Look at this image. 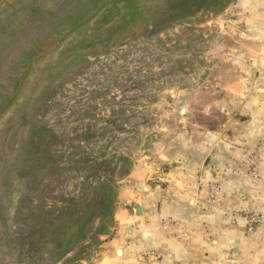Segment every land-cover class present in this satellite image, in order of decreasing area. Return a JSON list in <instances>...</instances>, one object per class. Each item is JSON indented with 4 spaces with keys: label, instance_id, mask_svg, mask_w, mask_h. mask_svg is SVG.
<instances>
[{
    "label": "crops",
    "instance_id": "0c3cea01",
    "mask_svg": "<svg viewBox=\"0 0 264 264\" xmlns=\"http://www.w3.org/2000/svg\"><path fill=\"white\" fill-rule=\"evenodd\" d=\"M212 21L209 69L221 72L226 120L130 167L83 264H264V0H233ZM246 211L261 218L251 231L237 215Z\"/></svg>",
    "mask_w": 264,
    "mask_h": 264
},
{
    "label": "trees",
    "instance_id": "16d2710c",
    "mask_svg": "<svg viewBox=\"0 0 264 264\" xmlns=\"http://www.w3.org/2000/svg\"><path fill=\"white\" fill-rule=\"evenodd\" d=\"M44 1L16 0L23 20L45 21L50 29L19 51L5 77L0 63V264H79L108 232L118 181L131 167L127 155L95 156L91 177L77 182L75 195L49 197L66 169L53 153L63 140L37 119L35 107L55 87L57 67L65 63L59 75L66 79L89 54L106 53L142 25H171L211 5L222 10L233 0H161L150 14L149 0H59L51 12ZM3 20L0 57L16 39ZM60 47L62 59L43 61Z\"/></svg>",
    "mask_w": 264,
    "mask_h": 264
},
{
    "label": "rangeland",
    "instance_id": "374dc122",
    "mask_svg": "<svg viewBox=\"0 0 264 264\" xmlns=\"http://www.w3.org/2000/svg\"><path fill=\"white\" fill-rule=\"evenodd\" d=\"M54 1L59 0H45V10L51 12ZM17 2L0 0V19L5 17L2 22L16 30V39L0 57L4 77L17 63L19 51L50 29L45 21L23 20ZM160 2L147 1L148 13ZM219 7L211 5L171 25H142L106 53L89 54L66 79L59 75L65 63L57 67L55 87L35 107L37 119L63 140L53 153L61 155L58 162L66 169L53 182L49 197L75 195L77 182L91 177L95 156L127 155L132 169L135 163L142 166L160 156L163 148H174L196 126L218 127L226 120V98L220 78L213 76V71L218 76L221 72L218 67L209 69L215 39L207 29L223 11ZM60 50L49 52L43 61L62 59ZM181 107L184 111L179 113ZM3 124L2 120L0 128ZM113 214L114 210L108 230ZM98 245L87 250L79 264L89 260Z\"/></svg>",
    "mask_w": 264,
    "mask_h": 264
},
{
    "label": "built area",
    "instance_id": "2783aa9c",
    "mask_svg": "<svg viewBox=\"0 0 264 264\" xmlns=\"http://www.w3.org/2000/svg\"><path fill=\"white\" fill-rule=\"evenodd\" d=\"M213 194L216 195L217 190L214 186H210L209 196L211 199L214 198ZM237 215L242 220V222L244 223V226H245L247 231L253 230L256 226H258L261 223V218H260L259 214L256 212L246 211V212H243L242 214H237ZM170 224L171 223L168 221L163 222L164 227H169Z\"/></svg>",
    "mask_w": 264,
    "mask_h": 264
},
{
    "label": "water",
    "instance_id": "95a60500",
    "mask_svg": "<svg viewBox=\"0 0 264 264\" xmlns=\"http://www.w3.org/2000/svg\"><path fill=\"white\" fill-rule=\"evenodd\" d=\"M184 111V108L181 107L179 113H182ZM137 216H140L139 214Z\"/></svg>",
    "mask_w": 264,
    "mask_h": 264
}]
</instances>
